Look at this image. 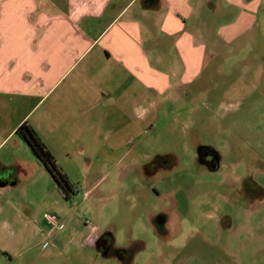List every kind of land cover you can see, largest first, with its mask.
Returning <instances> with one entry per match:
<instances>
[{
	"label": "rangeland",
	"instance_id": "rangeland-1",
	"mask_svg": "<svg viewBox=\"0 0 264 264\" xmlns=\"http://www.w3.org/2000/svg\"><path fill=\"white\" fill-rule=\"evenodd\" d=\"M259 1L256 27L232 41L214 35L197 79L176 97L157 98L159 105L145 120L135 118L133 135L111 156H99L82 171L75 161H63L77 189L72 199H63L47 175L26 196L21 192V218L36 221L29 228L40 244L15 264H124L114 254L120 249L130 251L131 264H264V204L255 209L242 203L240 212L233 207L245 178L264 191V0ZM208 144L221 156L216 171L192 159L195 146ZM171 153L172 170L144 177L141 164ZM160 211L171 216L155 225ZM225 214L231 223L221 220ZM96 233L111 235L109 258L85 244ZM33 243L19 242L16 250Z\"/></svg>",
	"mask_w": 264,
	"mask_h": 264
},
{
	"label": "crops",
	"instance_id": "crops-1",
	"mask_svg": "<svg viewBox=\"0 0 264 264\" xmlns=\"http://www.w3.org/2000/svg\"><path fill=\"white\" fill-rule=\"evenodd\" d=\"M259 2L0 0V264L40 244L36 221L21 218V192L51 179L17 127L32 125L67 178L64 160L89 170L157 98L197 79L214 35L232 41L255 28ZM219 17L231 19L213 28ZM22 241L34 243L16 250Z\"/></svg>",
	"mask_w": 264,
	"mask_h": 264
},
{
	"label": "flooded vegetation",
	"instance_id": "flooded-vegetation-1",
	"mask_svg": "<svg viewBox=\"0 0 264 264\" xmlns=\"http://www.w3.org/2000/svg\"><path fill=\"white\" fill-rule=\"evenodd\" d=\"M195 153L192 155V159L209 171H216L219 168V161L221 159L220 154L212 145H197L195 146ZM173 154H165L163 156L155 155V157L141 164L140 169L144 177H155L161 173L172 170L176 166V159L172 157ZM72 199V197H71ZM239 204L233 205L237 209V212H240L242 203L246 202L255 204V209L260 205L264 204V191L262 186L258 185L255 181H251L248 178L244 179V184L238 191ZM252 206V205H251ZM257 206V207H256ZM250 208V207H249ZM253 208H250V213L254 211ZM246 212V210H245ZM160 216L155 218L153 222L155 225L157 223L162 224L166 220V216L170 217L171 215L160 211L158 213ZM230 214H225L221 220H226L230 222L232 220ZM231 223V222H230ZM166 224V223H165ZM96 230V229H95ZM112 237L109 233H96L91 236L89 239H85V244L91 246L96 252L100 253L104 258H109L111 250L109 249ZM115 257L119 259L124 264H131L130 257L131 253L128 249H120L116 251ZM70 258V257H69ZM81 257L78 258V263L80 262Z\"/></svg>",
	"mask_w": 264,
	"mask_h": 264
},
{
	"label": "trees",
	"instance_id": "trees-1",
	"mask_svg": "<svg viewBox=\"0 0 264 264\" xmlns=\"http://www.w3.org/2000/svg\"><path fill=\"white\" fill-rule=\"evenodd\" d=\"M15 133L30 148L33 155L50 175L56 187L61 192L63 199H71L77 192L75 185L62 172L56 163L54 155L50 152L32 125L24 121L17 127Z\"/></svg>",
	"mask_w": 264,
	"mask_h": 264
},
{
	"label": "built area",
	"instance_id": "built-area-1",
	"mask_svg": "<svg viewBox=\"0 0 264 264\" xmlns=\"http://www.w3.org/2000/svg\"><path fill=\"white\" fill-rule=\"evenodd\" d=\"M74 203H76V202H74ZM88 225H89V222H88ZM45 245V244H44Z\"/></svg>",
	"mask_w": 264,
	"mask_h": 264
}]
</instances>
